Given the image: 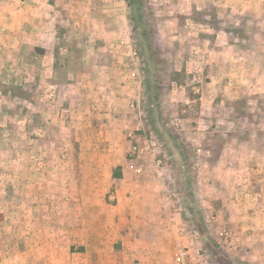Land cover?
I'll list each match as a JSON object with an SVG mask.
<instances>
[{"label":"crops","instance_id":"1","mask_svg":"<svg viewBox=\"0 0 264 264\" xmlns=\"http://www.w3.org/2000/svg\"><path fill=\"white\" fill-rule=\"evenodd\" d=\"M126 24L123 0H0V63L22 58L28 65L22 79L34 80L36 107L45 103L55 117L58 100L66 97L71 121L82 127L76 140H85L90 119L98 117L102 143L120 146L119 152L85 151L80 158L121 154L117 175L112 166L93 162L81 170L39 173L32 204L39 211L33 228L26 224L22 232V264H211L202 236L189 230L166 185L148 172H133L121 149L128 145L118 134L127 122L122 102L129 91L119 48ZM255 136L234 138L219 155L215 220L238 240L233 256L264 264V145L257 144L264 135ZM6 259L0 264H14Z\"/></svg>","mask_w":264,"mask_h":264},{"label":"rangeland","instance_id":"2","mask_svg":"<svg viewBox=\"0 0 264 264\" xmlns=\"http://www.w3.org/2000/svg\"><path fill=\"white\" fill-rule=\"evenodd\" d=\"M123 5L127 24L123 26L119 48L124 58L122 76H126L129 93L122 102L127 122L118 132L128 145L121 149L133 172L150 173L178 201L170 187L185 190L187 180L176 171L179 163L172 168L171 160L160 156L158 134H163L166 127L192 145L198 164L196 198L210 232L232 255V245L225 239L226 226L219 229L215 220L220 200L216 196L220 178L215 167L221 151L234 138L243 141L247 136L264 135V0H139L137 7H131L132 12L143 15L139 20V26L143 25L139 27L141 32L135 37L126 0ZM73 20L79 28V20ZM151 26L153 42L147 45L151 76L145 81L142 49L135 40L146 42ZM155 46L166 61L155 57ZM26 66L22 58L17 63H0V261L7 258V263L12 260L14 264H22V232L26 224L33 228L35 212L39 211L32 205L39 195L35 191L39 173L81 170L93 162L96 167L112 166L117 175L120 166L115 163L121 155L116 153L119 155L114 159L80 158L81 152H119L120 146L102 143L98 117L90 119L85 140H76L82 127L71 121L72 110L67 107L66 97L58 100V117L56 110L45 103L42 108L36 107L40 101L34 92V80L22 79ZM133 70H138V77L131 76ZM9 73L12 77L7 76ZM157 92L159 102L157 99L155 107L145 109L146 101ZM41 97L42 101L47 99ZM138 126L147 141L135 143L129 137L130 130ZM66 134H72L71 141L65 140ZM134 143L138 149L130 153ZM257 144L262 147L264 142L258 137ZM45 177L49 180L50 175ZM185 200L188 202V198ZM194 227V223L188 224L192 232ZM242 243L243 240L239 244Z\"/></svg>","mask_w":264,"mask_h":264},{"label":"trees","instance_id":"3","mask_svg":"<svg viewBox=\"0 0 264 264\" xmlns=\"http://www.w3.org/2000/svg\"><path fill=\"white\" fill-rule=\"evenodd\" d=\"M128 3V7L130 8L129 18L131 24V31L135 37V34L138 36L141 31H139V27L143 26L142 24L139 26L142 18V13L132 12V8L139 5V0H126ZM132 7V8H131ZM134 7V8H135ZM145 16V15H144ZM148 16V15H147ZM150 33L148 34V40L143 42L137 40V45L141 46L142 49V63H143V71L145 81L150 80L151 76V67L149 65L148 59L151 54L148 53L147 45L152 44L153 40H151L152 33L154 31V27H149ZM138 41V42H137ZM138 46V47H139ZM154 52L153 54L161 61H166V58L161 56L162 52L159 51L158 48L152 47ZM152 54V55H153ZM166 72L164 73V78L166 77ZM160 77V76H159ZM162 77V76H161ZM158 92L151 96L149 100L145 103V109H151L155 107V101L158 99ZM159 102V99L157 100ZM153 128H156L155 124H151ZM164 128V127H163ZM157 130V128H156ZM160 140V146L162 150V155L165 159L168 158L171 160V166L175 163H179V169L177 172H181L184 176L185 184H187L185 190H182L180 187L171 188V191L178 197V201L183 208V212L185 213V217L192 224L194 223L195 230L203 237L202 239V251L209 258L211 264H245L239 260H236L233 255L226 252L221 244L216 240V238L211 234L208 225L205 220V215L200 208L198 200L196 198L195 190L196 184L198 180V164L196 157L195 148L188 144L179 134L175 133L173 130L164 128L163 134H158ZM174 181V179L172 180ZM171 183V181H170ZM173 184V183H172ZM171 185V184H170ZM188 198V202L185 200Z\"/></svg>","mask_w":264,"mask_h":264},{"label":"built area","instance_id":"4","mask_svg":"<svg viewBox=\"0 0 264 264\" xmlns=\"http://www.w3.org/2000/svg\"><path fill=\"white\" fill-rule=\"evenodd\" d=\"M134 55L136 56V59H139L138 57H137V51H134ZM131 76L133 77V78H136V77H138L139 76V72H138V70H133L132 72H131ZM132 106H133V104H132ZM141 130V128H140V126H138L137 128H136V130H130V132H129V137L131 138V139H133L134 140V142L136 143H138V142H140V141H147V136H143V135H141L140 133H139V131ZM134 143V145L132 146V148H131V152L130 153H135L136 152V150L138 149V146L136 145ZM137 171H139V169H137ZM225 239H226V242L231 246V245H234L238 240H236V237L231 233V232H226L225 233ZM236 240V241H235Z\"/></svg>","mask_w":264,"mask_h":264}]
</instances>
